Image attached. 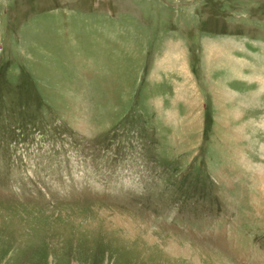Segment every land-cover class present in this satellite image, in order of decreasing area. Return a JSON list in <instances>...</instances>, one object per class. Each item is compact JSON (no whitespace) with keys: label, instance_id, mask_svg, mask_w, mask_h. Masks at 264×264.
Segmentation results:
<instances>
[{"label":"rangeland","instance_id":"rangeland-1","mask_svg":"<svg viewBox=\"0 0 264 264\" xmlns=\"http://www.w3.org/2000/svg\"><path fill=\"white\" fill-rule=\"evenodd\" d=\"M245 40L264 0H0V264H264Z\"/></svg>","mask_w":264,"mask_h":264},{"label":"crops","instance_id":"crops-1","mask_svg":"<svg viewBox=\"0 0 264 264\" xmlns=\"http://www.w3.org/2000/svg\"><path fill=\"white\" fill-rule=\"evenodd\" d=\"M244 47H246V52L241 51V54L236 55L237 57H227L222 56V54L216 55V57L209 58V67H214L212 75L214 78L221 77L225 81V85L231 84L233 81L236 84L246 99L252 105L254 111H256L257 124L259 126L260 133L264 134V55H261L252 51L249 52L248 41L242 42ZM245 50V49H244ZM231 54H234L233 52ZM235 58L238 60H235ZM185 60L179 59L177 63H173L171 68L176 70L178 74L186 76ZM237 68V69H235ZM217 69L222 71L223 75L217 74ZM218 70V71H219ZM200 71V66L196 65V73ZM176 85V84H175ZM180 86L178 85V88ZM183 89L182 87H180ZM185 89V88H184ZM183 89V90H184ZM181 91L177 101H186L191 107V109H199L200 95L196 94L194 91L192 93H186V90ZM214 125L224 126V123L219 119L214 120ZM262 155H264V146L260 147Z\"/></svg>","mask_w":264,"mask_h":264}]
</instances>
